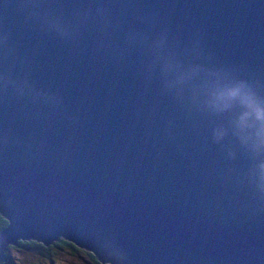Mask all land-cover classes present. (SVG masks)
<instances>
[{
	"label": "water",
	"instance_id": "obj_1",
	"mask_svg": "<svg viewBox=\"0 0 264 264\" xmlns=\"http://www.w3.org/2000/svg\"><path fill=\"white\" fill-rule=\"evenodd\" d=\"M0 214V259L264 264V0H0Z\"/></svg>",
	"mask_w": 264,
	"mask_h": 264
},
{
	"label": "trees",
	"instance_id": "obj_2",
	"mask_svg": "<svg viewBox=\"0 0 264 264\" xmlns=\"http://www.w3.org/2000/svg\"><path fill=\"white\" fill-rule=\"evenodd\" d=\"M7 221H8L7 218H5L3 215L0 214V227L6 225ZM7 246H13L16 247L17 249L24 250L27 253V257L30 256L29 253L35 254V257L30 256V261L27 260L26 264H39V259H38L39 256H41L44 259H49V261L51 259H54L56 257V254L53 248H64L71 254L74 253L73 255H79V256H81L80 255L81 251H85L84 257L86 258L85 260H87L89 264H110L106 261L100 262L91 251L71 242L70 240L62 236H58L57 238L52 239L50 242L46 244L33 238H26V239L17 238L15 243L13 244L8 243ZM24 259L25 258L22 257V261ZM3 263L15 264L11 259L8 258L6 253V248L4 250L3 257L0 259V264Z\"/></svg>",
	"mask_w": 264,
	"mask_h": 264
},
{
	"label": "rangeland",
	"instance_id": "obj_3",
	"mask_svg": "<svg viewBox=\"0 0 264 264\" xmlns=\"http://www.w3.org/2000/svg\"><path fill=\"white\" fill-rule=\"evenodd\" d=\"M56 257L54 259H44L41 256L38 257L39 264H89L84 257L85 251H81L80 255H73L64 248H53ZM6 253L9 259H11L15 264H26V261H30V256L35 257V254L29 253L30 256L27 257V253L24 250L17 249L13 246L6 247ZM22 257L25 259L22 261ZM6 264V263H3Z\"/></svg>",
	"mask_w": 264,
	"mask_h": 264
}]
</instances>
